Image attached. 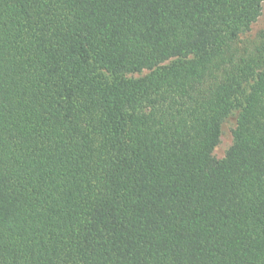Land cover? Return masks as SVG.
Instances as JSON below:
<instances>
[{
	"label": "trees",
	"instance_id": "1",
	"mask_svg": "<svg viewBox=\"0 0 264 264\" xmlns=\"http://www.w3.org/2000/svg\"><path fill=\"white\" fill-rule=\"evenodd\" d=\"M263 7L0 0V264H264Z\"/></svg>",
	"mask_w": 264,
	"mask_h": 264
},
{
	"label": "rangeland",
	"instance_id": "2",
	"mask_svg": "<svg viewBox=\"0 0 264 264\" xmlns=\"http://www.w3.org/2000/svg\"><path fill=\"white\" fill-rule=\"evenodd\" d=\"M264 28V7L263 14L257 25L254 27V31L257 32ZM137 76V75H136ZM239 111H235L224 123L222 130V137L220 144L215 149V156L218 159H223L226 155V152L233 144V131L237 125V118Z\"/></svg>",
	"mask_w": 264,
	"mask_h": 264
}]
</instances>
